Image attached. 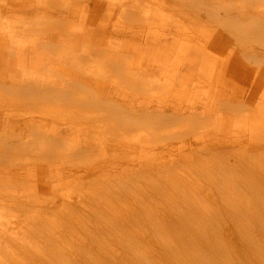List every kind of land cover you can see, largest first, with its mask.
Segmentation results:
<instances>
[{
  "label": "bare ground",
  "instance_id": "bare-ground-1",
  "mask_svg": "<svg viewBox=\"0 0 264 264\" xmlns=\"http://www.w3.org/2000/svg\"><path fill=\"white\" fill-rule=\"evenodd\" d=\"M45 1L0 0L1 21L12 15L20 19L19 28L0 25V264H264V199H235V169L214 173L188 155L193 145L189 137L198 138V153L210 158L229 145L237 150L242 143L247 149L264 147V0H73L67 10L46 6ZM98 1L108 6L102 16L99 10L88 9ZM120 9L143 25L127 31L115 28L112 22ZM105 10L109 24L103 23ZM213 12L217 21L221 16L227 19L223 22L229 32L210 25ZM30 17L54 21L75 17L82 24L72 35H55L52 32L58 28H54L27 40L34 26L27 22ZM199 27L203 29L195 33ZM251 35L259 40L253 42L257 46L250 44ZM89 40L95 41L93 47L72 52L74 45ZM41 45L51 51L47 55L51 64L61 63L57 48L62 46L72 58L65 57V62L80 70L85 81L78 79V85L69 89L71 82L62 87V79L43 84L37 69H26L37 53L43 55L36 50ZM243 60L252 67L259 65L253 69L256 76L249 79L248 91L237 85L246 79L238 71ZM82 95L102 96L101 104L111 109L103 124L84 138L78 133L88 125L51 114L58 112L60 101L82 103ZM181 110L188 120L176 125ZM34 112L57 129L38 125ZM18 117L33 134H27L23 123L15 125ZM233 122L242 124L240 130L245 132L218 140V134L231 129ZM161 134L166 135L161 138ZM123 148L124 152L139 150L141 158L145 152L151 157L141 166L148 173L142 174L148 202L125 192L131 176L115 177L125 181L121 196L115 191L110 195L100 181L101 177L107 181L105 172L115 171L120 160H109V149L123 152ZM243 155L234 158L231 166L253 157L243 161L239 176L256 195L264 188V151L255 153L252 148ZM52 170H57L54 179L65 174V180L78 181L62 191V197L69 199H60L59 205L46 200L44 208L39 199L37 205H29L33 191L47 194L51 186L36 188L27 178L39 172L49 180ZM124 170L133 173L132 168ZM89 177L95 183L87 189L82 183ZM175 184L178 199L172 194ZM58 212L65 215L56 217L59 222L54 219ZM97 224L113 235L112 243L89 234ZM65 233L71 239L61 240ZM121 251L128 254L123 256Z\"/></svg>",
  "mask_w": 264,
  "mask_h": 264
},
{
  "label": "rangeland",
  "instance_id": "rangeland-1",
  "mask_svg": "<svg viewBox=\"0 0 264 264\" xmlns=\"http://www.w3.org/2000/svg\"><path fill=\"white\" fill-rule=\"evenodd\" d=\"M69 1H71L73 3V0H46L44 2V5L50 6L52 8L60 9V10H67L68 9V5H69ZM105 1L102 0L101 2L104 3ZM107 1H109V0H107ZM121 1H127V0H121ZM183 2H186V1H183ZM117 4H119V1H117V2H115L113 4H109V6L117 5ZM95 5L90 4L88 9L92 8L91 10H93V11L94 10L95 11L99 10V12L101 13L100 16H102L103 9L108 8L107 5L103 6L101 3H99V1H98V4L96 6ZM127 9H129V8H127ZM219 10H221V9H219ZM116 11L118 12V14L116 16V19L112 22V25L115 28H119V29H123V30L127 31L128 29H132V28H134V26L137 25V22H136V19H135L134 16L124 15V12L122 11V9L116 10ZM107 14H108V12H107V10H105L104 14H103L105 17H102V18H105L103 23L106 22V23L109 24L110 21H109V16H107ZM214 15H215L214 12L212 14H210V16L213 17V19L208 20V22L211 23L210 25H212V27L215 28L216 30L219 29L220 31H228L227 27H226V24L223 22V21H226L227 19L224 20V19H222V16H221V20H220L221 22H220V21H217L215 19ZM168 16H169V13L167 12V10H165V18L167 19ZM30 18H31V20H28L27 22L29 23V25H34V26H33L32 31L29 33V36L25 37L27 40H29L31 37L35 38L32 35H34V34H36L38 32L51 33L52 32L51 30H53L54 28H58L56 31L52 32V33H55V35L59 34V32L60 33L67 32L68 35H72V34L75 33L76 29L82 24V22L78 21L75 17H71V18L63 19V20H56V21L50 20V19H45V18H33V17H30ZM91 19L92 18H89L88 20L92 21L93 19L92 20ZM128 20H130V22H131L129 27L127 26V21ZM19 22H20V19L18 18L17 15H12L11 17L7 18L6 20L3 19L2 21L0 19V25H2V26H6V23H8V24H10L9 27H17V28H19V24H20ZM72 25H74L76 28L72 29ZM140 25H143V23H140V24L137 25L138 29H139ZM97 28L98 27H96L95 29L97 30ZM146 29L147 28H143V30H146ZM197 29H203V28L199 27V28L194 29L195 33L197 31H199ZM152 31H154V28L149 30L148 32H146L145 33V37H148L150 32H152ZM207 33L208 32H206L205 34H207ZM62 35L65 36L64 33H62ZM254 39H255V36L251 35V43L250 44H253V45L257 46V44H255L253 42H255V41L258 42L259 40L257 41V40H254ZM94 43H95L94 40H89L88 43L85 42L83 45L78 43V44L74 45V47L72 49V52L73 53L78 52V50H80V48L82 46H83L84 49H87L90 46L93 47ZM233 43H234L235 46H237L238 42H236V40L234 39ZM246 46H249V44L247 43ZM262 49L263 48H261V50ZM36 50H39V51L41 50V52L43 51L44 53L42 55L39 52V53H37L38 55H36V57L30 59V62L33 63V65H27L26 69H29V71H35L37 69L36 75L39 77L40 80H44L45 81V83H43V84H46V81H48V79H51L52 82H54V81L57 82V81L62 79V81H61V86L62 87L65 86L67 84V82H71L69 84V87H68V89H69V88H75L78 85V83H76V82H78V79L79 80L84 79L83 81H85V78H82V72H80V70H77V69L71 67L70 65H68L65 62V57H68L70 59H72V58H71V56H68V55L65 54V50H64V48L62 46L57 48V53L61 56L60 60H62L61 63H59V64L58 63H52V64L51 63H47L48 60H49V58H47L48 52H51L48 48L44 49V47H42V45H41V47L37 48ZM226 55L227 54H225V56ZM33 56H35V55H33ZM130 58L131 57H129V59ZM151 58H153V57H151ZM124 60L128 64L129 61H127V59H124ZM256 66L258 67L259 65H256ZM256 66L253 65V67H252L245 60L240 61L238 63L239 74H242V76L244 78H246V79H243V80H245V82L243 84H240V83L238 84L237 83V85H240V86H238L239 87L238 89L241 88L240 90L243 91L244 89L247 88L246 89L247 91L250 90L249 89L250 86L248 85V83L250 82L249 79L255 78V76H256L254 74V71H253V69L256 68ZM178 67H179V65H177V68ZM15 69H17V68H15ZM72 71L75 72V73H72ZM58 73H64L63 74L64 76L63 75H59ZM181 73L186 74V75H190L185 69H182ZM47 74L49 76H47ZM170 75H172V74H170ZM166 76H169V75H166ZM164 77H165V75H164ZM88 83H90V79H89ZM198 84H200V83H198ZM177 85H179V84H177ZM182 85L186 86L185 84H182ZM214 86L217 87L218 85H214ZM190 91L196 92V91H198V89L191 88ZM103 92H105V90H103ZM260 92L261 91H257L256 93L259 94ZM99 97H101V98H99ZM99 97L94 96V95H82V103H80V102H74V103L69 102V103H66L64 101H60V103H58V105H57V111L58 112H54L53 111V112H51V114H55L56 116H59V118H61V119L66 118L68 120L74 121L75 124H79V123L82 124L83 123V124L88 125V127L82 131V133L84 132L83 134L81 132L78 133V134H80V138H84V136L87 133H90L92 135L94 133V132H92L93 129H96L97 126L102 125L104 120H105V118H106V116L111 112V109L108 107L107 104H101V102H104V100L102 99V96H99ZM156 101H157V99H156ZM160 101H162V99H160ZM178 108L181 109L182 107H178ZM184 112H185L184 110H181L180 117L182 119L176 125H179L181 123V121L186 122L188 120V119L187 120L185 119ZM112 113H114V112H112ZM185 113H187V112H185ZM38 114L39 113H35L34 112V118H35V120H36L38 125H41V126L48 125L50 127H53L55 129H57L56 128L57 126L55 124H52L49 120H44V119L40 118V114L39 115ZM41 114L44 115V114H47V113L42 112ZM206 115H208V113H206ZM21 117H22V119H24V117H25V119L27 118L26 116H24V117L21 116ZM21 117H18V119H17L18 121L16 120L15 125L23 123L22 127L24 125L25 129L28 130L27 134H30V133L33 134V131H30V130H32L30 128V125L29 124H24V123H27L26 121H24V122L20 121ZM48 122H50V123H48ZM61 122L62 123L65 122L66 123L67 121L63 120ZM263 122H264V120H263ZM207 123L210 124L209 121ZM61 125L62 124H60V126ZM231 125H232L231 129H229L227 132H225L223 134H218L220 136L218 138V140L222 139L223 141H228V140L233 139V137L236 136L238 131L240 133H244L245 132V131H241L240 130L242 124L238 125L236 122H233V124H231ZM116 127H117V125L116 126L114 125V127L112 126V129L115 131V135H117V133H118V129ZM114 131L111 133L112 136L114 134ZM257 132H259V131H257ZM24 133L26 134V132H24ZM165 135L166 134H161V138L164 137ZM77 136L78 135H76L75 137H77ZM100 136H103L104 137L103 139H107L106 134L100 133ZM224 136L228 137V139H223L222 137H224ZM87 138L89 139L88 136H87ZM107 141H110V140H107ZM188 141H189L190 144H193L192 148H191L192 150H189L188 155L190 156V158H194L196 162L197 161H201V163L203 164V167H205L207 169L213 168L215 170L214 173H216L219 169L222 172H225V171L228 172L227 170H229V169H235L237 171L238 178L235 181V184L237 186V189L235 191V196H236L235 199H264V188H261L260 190H257V193L255 195L254 193H251L249 191V188H246L244 186V184L240 181L239 174L242 171V169L245 168V165H244L243 161L244 160H247V161L252 160L253 157L245 158V159L239 161V164L236 167L235 166H231L232 163H233L234 158H236L237 156H240V157L244 156L243 154H245L246 151H247V153H249L252 148L255 150V153L259 152V151L263 152L264 150H262V149H264V147H262V149L261 148L258 149V148H256V146L253 145L254 147H250V149L249 148L247 149V148H245L244 143H242V144H237L238 146H240L239 147L240 149L237 150L232 145H229V146H225L224 148H221V149L217 150V152H215L212 155L213 157L210 158V157H203V156H201L198 153V150L196 149V146L199 144L198 143V138H195V137L190 138L189 137ZM73 144H74V146H73ZM174 144H175L174 146L177 148L176 143H174ZM69 145L71 146L72 149H74L75 146H76L75 143H72V144H69ZM119 145H121V144H119ZM239 150H241V151H239ZM175 151H176V149L172 150V153H175ZM138 152H139V150H136V149H127V151H125V152H124V148H123V152L119 151L118 149H109V153H110L109 160L112 157L120 159L118 161V163L116 164V170L115 171H110V170L108 171L107 170V172H105L106 173L105 176L107 177L105 179H107V181L104 180V178H102V177H101L102 180L100 179V181H102V183L105 182V184L107 185V187H108L107 189L111 193L110 195H112V194L115 195V193H114V191H115V192H118V194L121 196L122 191L124 192V188H122L121 182H125V181H117L116 179L121 177V176H127V177L131 176L130 177V181L126 183L127 186L125 188V192H129V193H133L135 195L141 196L143 199H145L144 200L145 202H148L146 200V198H145V191H144V188H143V181H142V174H148V173L147 172H143V169H142L143 167L141 168V166L144 165L145 163H148V161L150 160L151 157L148 156L149 154H147V152H145L144 156H146V157H142L141 158V157H139ZM151 152H149V153H151ZM129 168H132V170H133L132 175H128V172L124 173V172H126L124 169H129ZM138 169H141V171H139V173L134 171V170H138ZM150 169L153 170L151 167H150ZM19 171L20 170H12V172H16V173H19ZM56 173H57V170H52V171L48 172L50 179H52V180L49 179L50 181L46 180L45 177H41L39 172L34 173V175H33L34 178H31V177L27 178V181L29 183H31L30 186L34 185V186H36V188H39L40 186L41 187L42 186H47V185L51 186L50 189L48 190L49 192H47V194H44L42 192V194H43L42 195L41 192L38 191V190L33 191L31 193V198L32 199H30L31 203L29 201V205H34V204L37 205L36 204V199H39V200H43L42 204H43V208H44L45 207L44 202L46 200L47 201L56 200L58 202V205H59V204H61L60 199H63V200H64V198L65 199H69V198H66L65 196L62 197V193L66 190L65 187H67L68 184H72V186L74 187L75 183H77L78 181L72 180L74 182L73 183L72 181H70L71 179L69 181L65 180V176H66L65 174H63L60 179H54ZM108 173L111 176H108L109 175ZM69 174H72V173H69ZM94 176H98V174L95 173ZM92 177L84 179V181L82 183L84 185V187H87V189H89L91 186L93 187L92 184L95 183V181H92ZM115 177H116V179H115ZM257 178H259V174L257 175ZM108 180H110V181H108ZM9 182L12 183V182H15V181L9 180ZM261 186H263V181L261 182ZM59 187H61V188H59ZM101 188H104V187H101ZM21 190L22 189H20V191H18V192H21ZM119 192H121V193H119ZM99 193L100 194L103 193L102 194L103 196L105 194L102 189L100 190ZM172 194H173L175 199H178V194H179L178 184L174 185ZM60 195H61V197H60ZM119 195L117 196V198L118 199H120V198L123 199L122 198L123 195L120 198H119ZM18 196H20L19 193H18ZM34 198H35V200H33ZM69 202H71V201H69ZM74 203H72V206L75 205ZM16 206H18V204L15 205V208H16ZM48 206H49V204H48ZM151 206H152V204H151ZM125 208L128 211L130 209L129 207H127V205L125 206ZM67 209H68V207H67ZM55 211H57V210H55ZM17 212H19V211H17ZM61 215H62V217L65 216L63 214H60L59 212L55 213L54 219L55 220L57 218L58 219L59 218L62 219ZM58 219L56 220L57 222H59ZM20 220H22V218L19 219V221ZM63 221H65V220H63ZM142 230H147V227H144ZM89 234L92 235V236L95 235V236L101 237L103 239H108L109 240V244L112 243V241L114 240L113 235L111 233H109L107 230L103 229V226L100 225V224H97L96 226L90 228ZM60 239L66 241V240L71 239V237H69L65 233V235H63V236L61 235L60 236ZM63 246H65V245H63ZM123 248H125V246ZM153 248L156 250V252H159V249L157 248L156 245L153 246ZM120 254H122L123 256H126L128 254V252L127 251H121Z\"/></svg>",
  "mask_w": 264,
  "mask_h": 264
}]
</instances>
